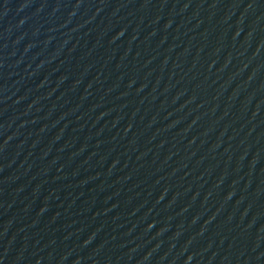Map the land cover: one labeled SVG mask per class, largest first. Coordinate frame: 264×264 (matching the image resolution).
Instances as JSON below:
<instances>
[{
    "label": "water",
    "instance_id": "95a60500",
    "mask_svg": "<svg viewBox=\"0 0 264 264\" xmlns=\"http://www.w3.org/2000/svg\"><path fill=\"white\" fill-rule=\"evenodd\" d=\"M0 264H264V0H0Z\"/></svg>",
    "mask_w": 264,
    "mask_h": 264
}]
</instances>
